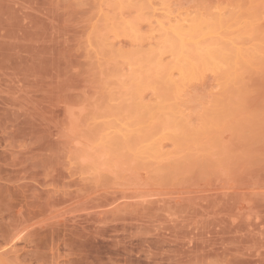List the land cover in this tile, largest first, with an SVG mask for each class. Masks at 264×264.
<instances>
[{
    "label": "rangeland",
    "instance_id": "1",
    "mask_svg": "<svg viewBox=\"0 0 264 264\" xmlns=\"http://www.w3.org/2000/svg\"><path fill=\"white\" fill-rule=\"evenodd\" d=\"M137 1L0 0V264H264V0L167 1L242 47L179 95Z\"/></svg>",
    "mask_w": 264,
    "mask_h": 264
},
{
    "label": "bare ground",
    "instance_id": "2",
    "mask_svg": "<svg viewBox=\"0 0 264 264\" xmlns=\"http://www.w3.org/2000/svg\"><path fill=\"white\" fill-rule=\"evenodd\" d=\"M155 0H138L137 2H140V4L141 5H144L145 3H147V4H152V2H154ZM167 1H169V0H159L158 2H160V5H161V7L159 8V6H158V10H162L163 11V13L165 12V14H163L164 16H162L164 19H166L165 21H167V25L166 26H163V25H160V24H162V22H161V20H162V17H161V20H159V18H158V27H159V29H162V31L161 32H164L165 30H166V32L169 30V31H171L170 32V34L172 35V36H174L173 38H177V41L176 42H172V41H174V40H172L171 38V40L172 41H170V39L168 38V36H166L163 40V42L164 43H166V45L168 44V48H170L169 46H172L173 44L176 46V48H179L176 52L175 51H172V52H175V56L177 57H172V58H170V59H175V60H171V62H170V64H168L167 63V65L166 64H164V63H166V62H162L163 61V58L161 57V56H158V58H156L157 60H153V61H151L152 63H154L155 65H157L156 67L155 66H153V71H154V67H155V69H157V70H164V69H166L167 67V69H168V71L166 72V79L164 78V82L166 83V84H170L171 83V85H172V83L173 84H175V87L176 88H174V90L172 91L173 92V94L174 93H178L179 91H177V90H179L180 88H182L180 85H182L183 84V79L184 78H188L189 76H187V77H185L186 75H188V74H192V75H195V74H193L194 73V71H195V68H196V66L197 65H200L201 67L203 66L204 68H206V69H208L209 68V65L210 66H212V68L211 69H213V68H215V69H217L218 67H220L221 65H224V64H228L226 61H228L229 62V58H227L226 57V54H230L231 53V48L229 47L231 44V47H232V49L235 47L234 45H236V46H238V47H235L233 50L235 51V52H233V53H236V50H237V53H236V55L235 56H237L239 53H240V51L242 50V47H240V45L239 44H237V39H235L236 41H232V39H230V40H228L227 39V41L228 42H226V39H225V41H223V39H222V33L221 32H219V28L221 27V21L222 20H220V18H221V16H220V18H217V20H216V22H214L213 24H211V23H209L208 21H207V19L208 18H188V17H190V16H187L188 15V13H187V15H184L183 17L184 18H182V15H177V17L178 18H180V20L179 19H177V17H175V15H173V17L175 18V19H172L173 21H174V23H173V21H172V23L170 22L171 21V17H170V14L172 13L171 12V10H169V5H168V3L169 2H167ZM120 2H122V1H120ZM134 3H136V0H135V2ZM144 3V4H143ZM137 4H139V3H137ZM136 5V4H135ZM140 5V6H141ZM168 5V6H167ZM119 7H120V5H119ZM142 7V6H141ZM138 8V10L140 9V11H138L140 14H141V9L143 8ZM156 8V7H155ZM154 10V9H153ZM174 11V10H173ZM178 12V11H177ZM138 13V14H139ZM158 13H159V11H158ZM181 13V12H180ZM222 13V12H221ZM175 14V13H174ZM178 14V13H177ZM217 14V13H216ZM220 15V14H219ZM143 16V15H142ZM160 16V15H159ZM180 16V17H179ZM186 16V17H185ZM204 16V15H203ZM120 17V16H119ZM138 17H140V15L138 16ZM166 17V18H165ZM172 17V18H173ZM217 17V16H216ZM215 17V18H216ZM108 18V17H107ZM106 18V19H107ZM157 19V18H156ZM163 19V20H164ZM177 19V20H176ZM202 19V20H201ZM206 19V20H205ZM229 19V18H228ZM115 21H116V19H114ZM113 20V21H114ZM120 20H123V19H121L120 18ZM162 20V21H163ZM210 20V19H209ZM107 21V20H106ZM125 21H127V20H125ZM135 21V20H134ZM156 21V22H157ZM208 23H207V22ZM212 21V20H211ZM210 21V22H211ZM112 22V21H111ZM118 22H119V24L121 23L122 24V22H120L119 20H118ZM136 22V21H135ZM135 22H132L131 21V23H135ZM154 22V21H153ZM161 22V23H160ZM117 23V22H116ZM130 23V21H127V22H123V24H122V29L125 31V28H126V30H128V32L129 31H131V32H129L128 34L132 37V38H138L139 36V34H137V31H135L133 28L136 26H134V25H132ZM152 23V22H151ZM203 23H205V24H203ZM222 23H223V21H222ZM224 23H226V22H224ZM135 24H137V23H135ZM112 25H113V23H112ZM228 25V24H227ZM106 26V25H105ZM109 26V25H108ZM133 26V27H132ZM138 26V25H137ZM199 26H204V27H200L199 28ZM119 27V26H118ZM121 27H120V29H121ZM154 27H155V25H154ZM229 27V26H228ZM127 28H129V29H127ZM138 28V27H137ZM137 28H136V30H137ZM109 29V28H108ZM120 30L119 28H116L115 30L116 31H114L113 33L115 34L114 36H116V32L118 33V30ZM151 29V28H150ZM111 30V29H110ZM123 30H121V31H123ZM132 30H134V31H132ZM164 30V31H163ZM231 30V29H230ZM120 31V32H121ZM154 31H156V30H154ZM158 31H160V30H158ZM127 32V31H126ZM166 32L164 33V34H166ZM232 32V31H231ZM109 33V32H108ZM160 33V32H159ZM111 34V33H110ZM162 35H164L163 33H161ZM169 34V33H168ZM207 35V34H209L210 36H208L209 38H207L209 41H208V43L206 42V45H202L201 43H205V38L202 40V41H199V40H197V41H193V45L192 46H190V48L192 47L193 48V50H191V51H188L189 50V43L188 42H192L191 40H189V39H191V38H193V39H195V38H199V36H202V35ZM222 34V35H221ZM235 34V33H234ZM237 34V33H236ZM127 35V34H126ZM167 35V34H166ZM220 35V36H219ZM104 36V35H103ZM113 36V37H114ZM138 36V37H137ZM154 36V35H153ZM165 36V35H164ZM237 36V35H236ZM239 36V35H238ZM129 37V36H128ZM141 37V36H140ZM170 37V36H169ZM206 37V36H205ZM225 37H228V36H225ZM224 37V38H225ZM116 38V37H115ZM229 38V37H228ZM240 38V37H239ZM188 39V41L186 42V40ZM138 40V39H137ZM162 40V39H161ZM217 40H218V42L219 41H222L223 43H218L217 42ZM151 41V40H150ZM207 41V40H206ZM231 41V42H230ZM244 41V40H243ZM242 41V42H243ZM136 43H138V42H136ZM187 43H188V45H187ZM225 43H227V44H229V45H227L228 47H226L225 45ZM240 43V42H239ZM140 44V43H139ZM163 44V43H162ZM192 44V43H191ZM219 44L221 45V47L219 46ZM217 45L219 46L218 48H217ZM224 47H223V46ZM163 46H165V45H163ZM202 46V47H201ZM248 46V45H247ZM157 48H159V47H157ZM173 48V47H172ZM172 48H170V49H172ZM175 48V49H176ZM187 48H188V50H187ZM191 48V49H192ZM153 49V48H152ZM174 49V50H175ZM240 49V50H239ZM167 50V49H166ZM229 50H231V51H229ZM171 51V50H170ZM188 51V52H187ZM229 51V52H228ZM239 51V52H238ZM262 51V50H261ZM152 52V51H151ZM171 52V53H172ZM242 52V51H241ZM257 52H259V51H257ZM156 53V52H155ZM166 53H167V51H166ZM170 53V52H169ZM170 53V54H171ZM232 53V54H233ZM244 53V52H243ZM160 54H163V52H161ZM159 54V55H160ZM141 55V54H140ZM139 55V56H140ZM157 55V54H156ZM155 55V56H156ZM174 55V54H173ZM240 55V54H239ZM121 56V55H120ZM122 56H124L125 57V55L123 54ZM143 56V55H142ZM147 56V55H146ZM152 56H154V54H152ZM129 57V56H128ZM135 57V56H134ZM170 57H171V55H170ZM230 57V56H229ZM242 57V56H241ZM127 58V57H126ZM136 58H138V57H136ZM135 58V59H136ZM150 58H152V57H150ZM153 58H155V57H153ZM152 58V59H153ZM166 58V57H165ZM244 58V57H243ZM151 59V60H152ZM227 59V60H226ZM129 60V59H128ZM126 62H127V60H125ZM130 61H131V59H130ZM165 61V60H164ZM168 61V60H167ZM170 61V60H169ZM231 62L233 61V60H230ZM235 61H236V59H235ZM235 61H233V62H235ZM133 61H131V62H127V63H132ZM230 62V63H231ZM162 63V64H161ZM221 63H224V64H221ZM229 63V64H230ZM236 63V62H235ZM129 64V65H130ZM149 64V63H148ZM153 64V65H154ZM164 64V65H163ZM197 64V65H196ZM221 64V65H220ZM232 64V63H231ZM230 64V65H231ZM165 65H166V67H165ZM169 65V66H168ZM207 65H208V67H207ZM232 66V65H231ZM165 67V68H164ZM130 68V67H129ZM133 68L135 69V67H131V69H132V71H133ZM222 68V67H221ZM131 69H129L130 71H131ZM140 69V68H139ZM205 69V70H206ZM136 70V69H135ZM196 70H198V69H196ZM204 70V71H205ZM137 71V70H136ZM136 71L134 72V73H136ZM158 71V72H159ZM202 71V70H201ZM201 71L199 72V73H201ZM138 72V71H137ZM149 72V71H148ZM151 72H152V70H151ZM151 72H149L150 74H152ZM158 72H156V74L158 73ZM174 72H176V75H177V77H178V75H179V77L177 78H174L173 76H174ZM155 73V72H154ZM160 73H162V72H160ZM165 73V72H164ZM186 73V74H185ZM198 73V72H197ZM148 74V73H147ZM149 74V75H150ZM159 74V73H158ZM163 74V73H162ZM185 74V75H184ZM123 75V74H122ZM131 75H132V72H131ZM159 75H161V74H159ZM165 75H162L161 77H164ZM184 75V76H183ZM191 75V76H192ZM136 77H137V75H136ZM182 77V78H181ZM148 78V77H147ZM190 78V77H189ZM193 78V77H192ZM192 78H190V79H192ZM145 80V79H144ZM138 82V81H137ZM140 82H142V81H140ZM141 83H138V85L139 86H141V85H143L144 83H142L141 85H140ZM147 84V85H146ZM145 85L148 87V86H150V85H148V83H146ZM185 84V83H184ZM139 86H138V88H139ZM186 86V85H185ZM170 87V86H169ZM131 88H137L136 86L135 87H131ZM131 88H129V89H131ZM120 92V91H119ZM182 92V91H181ZM122 93V92H121ZM183 93V92H182ZM119 94V93H118ZM142 94V93H141ZM171 94V93H170ZM176 94H174V95H176ZM116 95L117 94H115V98H116ZM140 95V94H139ZM177 95H179V93L177 94ZM117 97H119V95L117 96ZM142 97H143V94H142ZM158 98H159V96H157ZM177 97V96H176ZM139 99H141V97L139 98ZM142 100V99H141ZM164 101V100H163ZM160 102H161V100H160ZM159 104V103H158ZM148 106V105H147ZM160 107V106H159ZM158 107V108H159ZM161 107H162V105H161ZM160 107V108H161ZM164 107H165V105H164ZM167 107V106H166ZM144 108V107H143ZM142 108V109H143ZM159 108V109H160ZM158 109V110H159ZM162 110H164V109H162ZM161 110V111H162ZM166 112V111H165ZM112 114H114V113H112ZM161 115L163 114V113H160ZM165 114V113H164ZM163 114V115H164ZM158 115H159V113H158ZM166 115V114H165ZM170 115H172V114H170ZM169 115V116H170ZM152 116V115H151ZM175 116V115H174ZM73 119H75L74 117H73ZM165 119L167 120V119H169L168 117H165ZM164 118H163V120H165ZM127 121L128 120H120L118 123H116L115 124V126H116V128H117V131L118 130H120L121 132H119V133H121V135H123L125 132H126V135H127V133L130 131V129L129 128H126V126L128 125V127H130V123H127ZM130 122V121H129ZM70 124H72V125H69V129H71L70 128V126H72L73 127V124H75V123H70ZM119 128V129H118ZM129 129V131H126V130H128ZM125 131L124 133L122 132V131ZM144 130V129H143ZM146 130V129H145ZM139 131V133H140V130H138ZM142 131V130H141ZM120 135V136H121ZM125 135V136H126ZM149 137V136H148ZM100 138V137H99ZM146 137H144V139H145ZM143 139V136H142V141L144 140ZM147 139V138H146ZM158 140V139H157ZM156 140V141H157ZM137 141H139V140H137ZM147 141V140H146ZM146 141H144V142H146ZM159 141V140H158ZM127 142V141H126ZM135 143V142H134ZM138 143H141L142 144V142H138ZM137 143V145H139ZM77 144L78 145H81V146H83L84 145V143L82 142V141H77ZM126 144V143H125ZM124 144V145H125ZM127 144H128V142H127ZM126 144V145H127ZM123 145V144H122ZM136 145V144H135ZM157 145H158V143H157ZM128 146V145H127ZM130 146V145H129ZM133 146H134V144H133ZM143 146V145H142ZM161 146V145H160ZM144 148V147H143ZM155 148H159V146L158 147H155ZM153 150V149H152ZM155 150V152H158L156 149H154ZM154 150H153V152H154ZM137 151V153H139L138 152V150H136ZM140 151V150H139ZM144 151V150H143ZM90 157L89 158H87L85 161L86 162H89L90 161Z\"/></svg>",
    "mask_w": 264,
    "mask_h": 264
}]
</instances>
